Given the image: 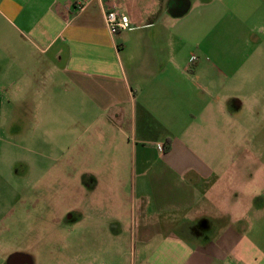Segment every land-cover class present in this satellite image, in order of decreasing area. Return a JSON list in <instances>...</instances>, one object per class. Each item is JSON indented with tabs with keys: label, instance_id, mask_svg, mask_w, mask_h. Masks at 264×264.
I'll list each match as a JSON object with an SVG mask.
<instances>
[{
	"label": "crops",
	"instance_id": "0c3cea01",
	"mask_svg": "<svg viewBox=\"0 0 264 264\" xmlns=\"http://www.w3.org/2000/svg\"><path fill=\"white\" fill-rule=\"evenodd\" d=\"M202 2L0 0V188L60 200L85 175L94 213L28 234L38 263L18 264H264V202L223 165L232 87L205 48L217 3ZM108 11L128 22L116 36Z\"/></svg>",
	"mask_w": 264,
	"mask_h": 264
},
{
	"label": "rangeland",
	"instance_id": "374dc122",
	"mask_svg": "<svg viewBox=\"0 0 264 264\" xmlns=\"http://www.w3.org/2000/svg\"><path fill=\"white\" fill-rule=\"evenodd\" d=\"M198 1H203L206 6L214 1L217 3L214 13L219 19L218 24H222L215 33L205 32V48L207 57H213L224 75V88L232 87L222 95L223 103L233 117L230 136L226 138L224 135L220 144L225 154L231 153L229 159H224L223 165L238 169L240 183L252 185L255 200L260 205L264 202V1L233 0V4L230 0ZM219 1L228 6L219 7ZM196 38V33L192 31L191 39ZM83 131L80 128L81 135ZM19 168V165L15 166V169ZM36 177L37 174H31V181ZM76 177L79 188L62 190L60 200L59 192L50 189L39 198L41 195L37 191L31 197L24 195V191L9 192L0 188V207L5 203L3 208L11 210L7 213L11 217L7 224L9 228L0 224L3 227L0 232L4 233L0 238V250L4 252L7 263L11 259L25 260V257L38 263L39 256L34 252L30 254L29 244L33 242L28 238L30 233L56 229L66 232L72 230L78 221L83 229H87L89 218L94 213L87 203L86 176L78 174ZM49 178L45 179L46 184H49ZM3 179H10V175L2 174L0 182ZM13 182L16 186L22 185L20 172L13 174ZM126 194L128 202L131 195L128 191ZM263 211L256 216H264ZM255 233L264 237V219L256 221Z\"/></svg>",
	"mask_w": 264,
	"mask_h": 264
},
{
	"label": "built area",
	"instance_id": "2783aa9c",
	"mask_svg": "<svg viewBox=\"0 0 264 264\" xmlns=\"http://www.w3.org/2000/svg\"><path fill=\"white\" fill-rule=\"evenodd\" d=\"M80 10H82V8H80ZM105 23L109 33L112 36H116L120 34L128 27V22L126 18L123 15H121L118 11L106 12ZM194 60L196 59L194 58ZM159 150L163 151L162 146H159Z\"/></svg>",
	"mask_w": 264,
	"mask_h": 264
},
{
	"label": "flooded vegetation",
	"instance_id": "af4514ba",
	"mask_svg": "<svg viewBox=\"0 0 264 264\" xmlns=\"http://www.w3.org/2000/svg\"><path fill=\"white\" fill-rule=\"evenodd\" d=\"M18 260H19V259H15V262L13 261L12 264H13V263H14V264H18V262H19Z\"/></svg>",
	"mask_w": 264,
	"mask_h": 264
}]
</instances>
